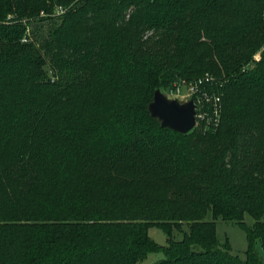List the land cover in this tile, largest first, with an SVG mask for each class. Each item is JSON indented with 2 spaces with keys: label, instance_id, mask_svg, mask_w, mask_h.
I'll use <instances>...</instances> for the list:
<instances>
[{
  "label": "trees",
  "instance_id": "trees-1",
  "mask_svg": "<svg viewBox=\"0 0 264 264\" xmlns=\"http://www.w3.org/2000/svg\"><path fill=\"white\" fill-rule=\"evenodd\" d=\"M204 75L213 132L150 117L156 90ZM256 243L264 0H0V264H263Z\"/></svg>",
  "mask_w": 264,
  "mask_h": 264
},
{
  "label": "rangeland",
  "instance_id": "rangeland-1",
  "mask_svg": "<svg viewBox=\"0 0 264 264\" xmlns=\"http://www.w3.org/2000/svg\"><path fill=\"white\" fill-rule=\"evenodd\" d=\"M42 33H46L45 28L42 30ZM259 59H260V51L257 52L253 57L254 61H258ZM250 65H252V63H250L248 66ZM205 76L206 75H204L203 77H199L198 79H202ZM185 83L187 84H184L182 81H179L173 85L172 89L164 88V89H161L160 92L166 98L175 99L180 103H187L189 101H193L196 105V127L198 129L197 131L202 134H208L210 132H213L211 130L212 128L205 129V130L203 129L206 123V119L211 116V114L209 113L210 107L206 104V102L205 103L202 102L200 99V96L198 95V93L203 92V94L206 93L209 97H212V96L217 97L216 94L208 91V90L212 91L211 90L212 85L209 86V89L196 85L195 89L193 90L192 86L194 85V83L193 84L188 83V82H185ZM177 88H178L177 90L178 93L177 91L175 92ZM244 222L247 226H251L253 223V221L249 217H245ZM184 229H186L185 226H184ZM216 232H217V237L221 243H224L225 240H228L230 244V254L234 256H238L240 258L244 257V252L247 248V239H246V233L243 229H241L235 223L217 220L216 221ZM148 234H149V237L153 241H155L157 244L161 246H164L166 244V236L161 231L155 228H152L149 230ZM175 237L176 239H180L181 235L178 233H175ZM255 249H256L257 255L259 256V258L262 260L264 264V251L262 250L259 243H256ZM163 258L164 256L161 253L149 254L143 264H152L159 260H162Z\"/></svg>",
  "mask_w": 264,
  "mask_h": 264
},
{
  "label": "water",
  "instance_id": "water-1",
  "mask_svg": "<svg viewBox=\"0 0 264 264\" xmlns=\"http://www.w3.org/2000/svg\"><path fill=\"white\" fill-rule=\"evenodd\" d=\"M150 117L157 120L160 127L186 135L196 126V106L193 101L180 103L166 98L156 90L148 105Z\"/></svg>",
  "mask_w": 264,
  "mask_h": 264
},
{
  "label": "built area",
  "instance_id": "built-area-1",
  "mask_svg": "<svg viewBox=\"0 0 264 264\" xmlns=\"http://www.w3.org/2000/svg\"><path fill=\"white\" fill-rule=\"evenodd\" d=\"M62 12H63L62 9H58V13L59 14H61ZM210 82H213L212 78L210 76L206 75L204 78H202L198 82H196L192 86V89L194 90L196 85L204 86L205 84L210 83ZM177 90H178V88L175 90V92ZM177 93H178V91H177ZM198 95L200 96V99H201L202 102H204V103L206 102V104L208 106L212 105V110H210V112H209L211 114V116L206 119V123H205V126H204L203 129L205 130V129H209V128H212V127H216L218 122H219V116H220V110H221L220 98L216 97V96L209 97L206 93L203 94V92L198 93Z\"/></svg>",
  "mask_w": 264,
  "mask_h": 264
}]
</instances>
